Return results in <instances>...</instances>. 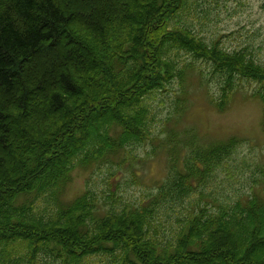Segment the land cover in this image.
Returning a JSON list of instances; mask_svg holds the SVG:
<instances>
[{"label":"trees","instance_id":"16d2710c","mask_svg":"<svg viewBox=\"0 0 264 264\" xmlns=\"http://www.w3.org/2000/svg\"><path fill=\"white\" fill-rule=\"evenodd\" d=\"M189 3L0 0V264H264V176L232 199L204 188L234 136L166 140L156 190L118 208L88 186L63 197L75 169L108 163L113 174L137 157L130 147L150 138L146 98L183 83L194 59L221 78L216 106L244 76L264 111V63L176 22ZM181 52L191 58L179 65ZM176 206L181 223L159 234Z\"/></svg>","mask_w":264,"mask_h":264},{"label":"rangeland","instance_id":"374dc122","mask_svg":"<svg viewBox=\"0 0 264 264\" xmlns=\"http://www.w3.org/2000/svg\"><path fill=\"white\" fill-rule=\"evenodd\" d=\"M188 1V7L181 10L176 22L189 26L208 43L217 40L228 50L244 48L264 63V0ZM190 58L181 52L179 65ZM220 83L221 78L212 71L209 61L194 59L193 66L185 68L183 83L175 76L166 88L155 89L146 98L150 138L130 147L137 157L113 164V174L109 173L108 163L75 169L64 199L72 198L88 186L98 190L99 202L104 207L118 208L137 201L144 193L156 190L157 183L166 175V140L180 139L183 143L191 133L203 144L231 136L238 139L226 161L216 167L204 186L212 196L218 200L232 199L254 188L260 189L264 176V111L261 100L253 95L259 83L236 76L231 93L221 106H216ZM130 162L136 170L130 167ZM175 209H167L163 215L159 234L169 236L181 223L176 217L183 218L184 210L179 206Z\"/></svg>","mask_w":264,"mask_h":264}]
</instances>
